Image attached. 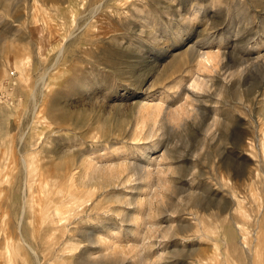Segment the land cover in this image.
Here are the masks:
<instances>
[{"label":"rangeland","instance_id":"1","mask_svg":"<svg viewBox=\"0 0 264 264\" xmlns=\"http://www.w3.org/2000/svg\"><path fill=\"white\" fill-rule=\"evenodd\" d=\"M263 145L264 0H0V264H264Z\"/></svg>","mask_w":264,"mask_h":264},{"label":"bare ground","instance_id":"2","mask_svg":"<svg viewBox=\"0 0 264 264\" xmlns=\"http://www.w3.org/2000/svg\"><path fill=\"white\" fill-rule=\"evenodd\" d=\"M74 33V32H73ZM218 56V55H217ZM217 56L216 55H214V54H206V55H204V56H202L203 58H202V60L200 61V69H204V72L207 70V71H210V70H208L210 67L209 66H207L206 65V63H208V64H211L212 65V63L213 62H215L216 60H217ZM215 64V63H214ZM222 64V63H221ZM209 67V68H208ZM201 71V70H200ZM200 82V81H199ZM205 84V83H204ZM194 87V86H193ZM194 89V88H193ZM188 95V94H187ZM34 100V99H33ZM187 105H188V103H187ZM185 106H186V103H185ZM185 106H181L180 108H178V109H176V110H174V111H172L171 113L168 111V112H165V113H168V115H165V116H167L166 118H167V121H169V123L170 122H180V121H182V120H184L186 117H187V115H188V113L190 112L189 111V109H188V111L189 112H187L186 111V108H184ZM154 107V106H153ZM151 107L150 109L149 108H145V110L146 111H148V117L151 119V123H153L152 125H151V127L149 128V137H151V138H153L154 137V134H155V132H156V130H157V122H156V117L157 116H159L160 115V113H161V110H162V108L160 109V108H158V107ZM187 108H188V106H186ZM171 111V110H170ZM164 112L162 111V114H163ZM164 113V114H165ZM192 115V114H191ZM164 116V117H165ZM188 117H190V116H188ZM165 118V119H166ZM264 146V145H263ZM92 165H94V164H92ZM92 165L90 164V167H88V169H91V167H92ZM24 166H25V168L27 167L26 166V164L24 163ZM95 166V165H94ZM29 167V166H28ZM97 167V166H96ZM136 168V167H135ZM27 169V168H26ZM110 169V168H109ZM111 170V169H110ZM148 169H146V171H145V169H140V171H141V173H147V175L146 174H141L142 175V177L143 176H148V177H150L151 175H152V173L151 172H149V171H147ZM138 171H139V168H138ZM143 171V172H142ZM28 172V171H27ZM111 172V171H110ZM109 172V173H110ZM90 173V172H89ZM103 173V170L102 169H100V168H93V169H91V173L90 174H88L90 177H92L93 179H95V176H96V178H98L99 177V175L100 174H102ZM161 173H163L162 171H161ZM161 173H160V175H161ZM104 175V174H103ZM88 176V177H89ZM109 182L110 181H113L114 180V178H116V176L114 175V174H110L109 175ZM6 179H7V177H6ZM68 179V178H67ZM90 179V178H89ZM105 179H106V177H105ZM91 181V180H90ZM89 181V182H90ZM7 182H8V180H7ZM27 182H28V176H26L25 177V180H24V183H23V188H22V193L20 192V190H19V192L22 194V198H21V202H19V195H18V193H16L15 191H11V190H9L8 192H6V196H7V198H8V200H9V205H8V207H10V211H13V212H16L17 211V209L19 208V210H18V212H19V218H18V216H17V218H18V226H17V231L19 232V234H20V237H21V241L24 243V244H26L27 245V248L29 249V250H31V252L33 253V255H34V257L37 259V260H39V254H38V251L36 250V248H34V246H32L29 242H28V240H27V236L25 235V233L23 232V224H24V220H25V217H26V213H27V209H28V203H29V197H28V190H27ZM95 182V181H94ZM148 185V184H147ZM150 186V185H149ZM17 189V188H16ZM18 191V190H17ZM5 191L4 190H2L1 191V193H2V195H4L5 193H4ZM10 192H12L11 193V195H10ZM1 193H0V195H1ZM4 193V194H3ZM33 195V194H32ZM2 197H4V196H2ZM35 199V198H34ZM34 201V200H33ZM36 204V203H35ZM76 204V203H75ZM37 205V204H36ZM30 208V207H29ZM34 209V208H33ZM45 209H47V208H45ZM47 211H49V210H47ZM46 211V212H47ZM42 212V211H41ZM17 213V212H16ZM30 214V213H29ZM60 214H63V213H61V212H59V213H56V215H57V217L58 218H60L61 217V215ZM68 214H69V212H68ZM28 215V214H27ZM34 215V214H33ZM32 215V216H33ZM65 215V214H64ZM67 215V214H66ZM28 217V216H27ZM62 221V218H60L59 219V222H61ZM49 222V221H48ZM43 223V222H42ZM44 225V224H43ZM35 226V225H34ZM26 227V226H25ZM41 227H42V225H41ZM35 230V229H34ZM42 230V229H41ZM227 232V231H226ZM241 232V231H240ZM243 232V231H242ZM28 233V232H27ZM33 233H34V231H33ZM35 234V233H34ZM225 234V233H224ZM228 237V236H227ZM50 238V237H49ZM223 238V237H222ZM12 240V239H11ZM50 240H51V238H50ZM248 241V240H247ZM246 241V242H247ZM245 242V241H244ZM13 244V243H12ZM259 244V243H258ZM259 246H261V243H260V245ZM259 248V247H258ZM256 249V248H255ZM259 250V249H258ZM255 253V255H256V253L257 252H254Z\"/></svg>","mask_w":264,"mask_h":264}]
</instances>
